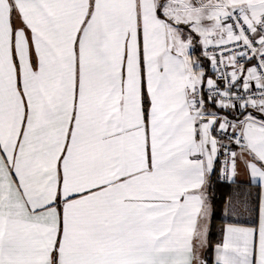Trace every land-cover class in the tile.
Segmentation results:
<instances>
[{
    "label": "snow or ice",
    "instance_id": "snow-or-ice-1",
    "mask_svg": "<svg viewBox=\"0 0 264 264\" xmlns=\"http://www.w3.org/2000/svg\"><path fill=\"white\" fill-rule=\"evenodd\" d=\"M0 264H264V0H0Z\"/></svg>",
    "mask_w": 264,
    "mask_h": 264
},
{
    "label": "crops",
    "instance_id": "crops-1",
    "mask_svg": "<svg viewBox=\"0 0 264 264\" xmlns=\"http://www.w3.org/2000/svg\"><path fill=\"white\" fill-rule=\"evenodd\" d=\"M216 239H218V234L214 232L213 240L215 241Z\"/></svg>",
    "mask_w": 264,
    "mask_h": 264
}]
</instances>
